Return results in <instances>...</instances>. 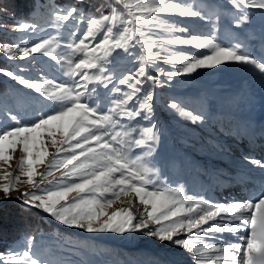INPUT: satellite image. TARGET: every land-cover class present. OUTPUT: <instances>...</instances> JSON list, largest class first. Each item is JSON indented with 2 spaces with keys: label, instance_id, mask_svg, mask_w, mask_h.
Instances as JSON below:
<instances>
[{
  "label": "snow or ice",
  "instance_id": "6c2138e0",
  "mask_svg": "<svg viewBox=\"0 0 264 264\" xmlns=\"http://www.w3.org/2000/svg\"><path fill=\"white\" fill-rule=\"evenodd\" d=\"M77 2L82 3L83 0ZM231 3L236 7L244 5L247 8L264 9V0H231ZM164 13L186 17L201 15L188 6L168 0H113L108 14L95 17H86L77 7L52 13L57 21L77 19L86 24L78 42L65 45L66 53H57L61 45L54 44L51 39L37 42L31 47L21 48L19 45L8 44L0 46V52L8 54L9 58H15L16 54L25 58L37 53L48 56L65 68L67 76L73 79L79 77L80 81H83L69 84L46 79L39 83L18 77L12 72H4V75L18 80L20 84L35 90L59 107L28 125L22 124L16 115L8 113L16 126L0 129V162L10 167V161L13 159L11 153H15L19 146L22 157L18 171L20 176L26 177L24 182L34 189L32 192L21 193L22 203L41 209L68 228L82 229L87 233L124 234L148 229L151 223L160 227L146 232V235L186 248L195 254V264H264V193L227 205L205 206V201L199 200L185 211L186 201L179 198L178 191L148 190L146 186L155 183L152 179L154 169L142 156L130 155L133 145L151 149L158 139L154 126L144 127L140 131V138L134 139L136 128L120 125V121L125 118L141 117L143 112L152 111L153 95L144 91V83L151 81L155 84L158 81V77L152 74L147 63L157 59L158 54L152 49L158 39L162 43L194 45L198 49H208L211 52L199 57L192 56L190 59L183 55L166 58V63L178 62L182 65L179 71L165 73L170 78L190 74L200 68H215L229 62L252 66L264 74V59L257 60L238 47L222 46L211 37L153 38L145 31L149 25H164L165 30L169 32L186 31L185 28L160 20L159 14ZM247 19L245 14L243 20ZM28 27L30 25L27 23L17 24L14 30L23 32ZM31 27L34 30L36 26ZM56 27L61 25L57 24ZM137 46L138 51H134ZM117 50L136 57L138 63L134 73H129L118 81L128 90L116 89L119 96L112 101L114 107L104 111L85 99L90 91L87 85L105 78L111 79L102 74L108 71L105 65ZM141 92L143 97L139 109L130 108L131 103L141 99ZM170 107L193 121L203 119L199 114L185 112L177 103H172ZM142 118L148 119V116L144 115ZM118 125L125 130L115 131ZM45 135L56 152L47 166L48 171L38 173L37 166L43 164L50 155L46 147L40 150L36 147L38 143H44ZM105 136H110L118 146L106 141ZM61 152L70 155L60 158ZM148 154L150 155V151ZM250 162L264 167L259 161ZM60 170H63V177L72 182L41 190L43 194H37L35 189L38 183H42L43 177L51 176L54 171ZM37 175L41 177L40 181L35 179ZM10 176L12 173L5 171L2 179L7 182L0 184V193L6 198L17 190L15 185L21 182L20 176L9 180ZM73 193L76 196L70 201L69 196ZM132 194L139 204L144 206V216L139 223H133L136 216L132 207H121L111 213L104 210L112 208L122 196ZM185 216L188 218L178 219ZM217 217H220V220H217ZM166 221L170 223L165 224ZM211 221L215 223H210ZM205 225L206 228L203 227ZM185 229L189 233L196 229L206 233L228 232L233 235L243 230L247 235L237 238L238 241L243 239V243H230L227 247L208 244L193 247L189 240L175 238ZM34 240L35 236H29L25 248L20 252L0 253V264H47V261L33 254L31 248ZM210 253L212 255H209Z\"/></svg>",
  "mask_w": 264,
  "mask_h": 264
},
{
  "label": "rangeland",
  "instance_id": "374dc122",
  "mask_svg": "<svg viewBox=\"0 0 264 264\" xmlns=\"http://www.w3.org/2000/svg\"><path fill=\"white\" fill-rule=\"evenodd\" d=\"M168 2L188 6L200 12L201 15L186 17L178 14H159L160 20L175 25L176 27L185 28L186 31L169 32L165 30L164 25H149L145 31L153 38L191 39L193 36L199 38L211 37L222 46L238 47L257 60L263 59L258 55L260 52L264 54V9L247 8L244 5L236 7L231 3V0H168ZM245 14L248 17L247 21L243 20ZM27 33H30L27 40L20 39L12 46L19 45L21 48L33 46L35 43L31 39L34 36H38V32L36 29L33 30L31 28ZM45 39H51L54 44L59 43L61 45L57 49V53H66L67 49L65 45L67 43L78 42V39L57 38L54 35ZM152 51L158 54L156 61H147L149 70L158 77V81L155 84L148 81L151 85V94L153 95L151 103L154 116L146 114L148 119H143L142 117L144 115H142L141 117H135L133 119L125 118L120 121V125H131L136 128V132L133 133L134 139L140 138V131L144 127L154 126V131L158 139L151 149L133 145L130 153L132 157L142 156L144 161L154 169L152 179L155 183L147 185L148 190L170 189L180 193L181 191L190 189L189 191L194 192V189L201 187L199 177H204L203 172L206 168V163L204 162L206 160L211 162V167L216 172L219 171L217 169L218 166H215L217 163H227V168L231 172V175L244 173L245 169H243V166L236 163L238 153L245 152L248 156H258L259 148L261 147L259 145L258 149L254 148L253 144L246 139L247 137L242 135H239L237 140L233 139L228 142V139L233 137V133H239L241 130V124L235 121L238 116L234 114L235 102L236 100L242 99L241 91H244L238 81L241 78L240 76L247 75L250 81L264 84V74H261L258 69H254L252 66L229 62L218 65L215 68H200L193 73L177 75L170 78L165 73L168 71H179L182 65L178 62L172 64L166 63V58L183 55L190 59L192 56L199 57L204 54H211L210 50L198 49L194 45L162 43L158 39ZM0 55L9 58L8 54L3 52H0ZM35 57L48 63L49 71L47 73L42 72V68L33 64ZM15 59L19 61L31 59L30 68L25 70L21 77L29 81L42 83L46 79H52L54 82H67L69 84L80 81L79 77L73 79L67 76L65 74V68L57 60L44 56L43 54L37 53L26 58L16 54ZM153 65L156 66L155 69L152 68ZM105 66L108 71L102 75L104 77H110L111 79L105 78L99 82L89 83L87 87L90 91L85 97L88 103H94L98 109L104 111L114 107L112 101L119 96L116 89L128 90L125 85H120L118 82L124 76H116L113 74L112 70L114 69V65L110 59ZM32 70L33 72H31ZM80 82L83 83V81ZM15 84L29 94L39 95L43 99V105L35 117L28 122L20 121L22 124H31L59 107V105H54L52 102L47 101L35 90L20 84L18 80H15ZM92 89H95V91H91ZM159 94H163L161 98H158ZM211 99L217 103V109H212L211 104L213 101ZM172 103H177L185 112H191L193 115L199 114L203 119L193 121L181 115L177 109L170 107ZM129 107L131 108L130 105ZM116 119H119V117H116ZM14 126H16L15 123ZM124 130L125 128L119 125L115 129V131ZM104 139L114 146H118L115 141L111 140L110 136H105ZM36 147L37 150L46 147L50 154L43 164L37 166L38 173H46L48 171L47 166L53 159L56 149L51 146L50 139L46 135L44 137V143H38ZM149 151L150 155L148 154ZM11 154L13 155V159L10 161V167L0 162V184L7 182L2 179L5 171L12 173L9 180L20 176L18 171V165L22 157L20 147L18 146L17 151ZM68 155L70 153L61 152L60 158ZM262 162L264 163V160ZM216 175L218 176L220 174L216 173ZM35 179L40 181L41 177L37 175ZM20 181V183L15 185L17 190L13 191L10 197L6 198L0 193V207L9 203H18L35 209L49 223L56 222L55 224L66 227L57 222L49 214L44 213L41 209L33 208L22 203L23 197L21 193L32 192L34 189L24 182L26 181V177L20 176ZM71 182L67 177H63V170L54 171L53 175L43 177L42 183H38L35 191L37 194H43L41 190L56 188L58 185ZM231 190L233 189L226 187L225 192ZM200 191L204 192L203 189ZM75 196V193L71 194L69 200L71 201ZM132 196L134 202L139 204L134 194ZM125 198L122 196L121 200L116 201L112 208H105L104 210L111 213L121 207L133 208ZM139 205L141 209H133L136 216L133 223H139L144 216V206ZM185 217L178 219H185ZM167 223L170 222L166 221L165 224ZM157 227L160 226L149 223L148 229L124 234L87 233L82 229L67 228L76 230L88 239L93 237L92 240L99 243H109L112 246L115 245L116 247L124 248L129 251L131 261H135L137 264H195V254L189 252L186 248H182L169 241H160L156 237L145 234ZM189 235L179 234L175 238L189 240L193 247L205 242L203 241V237H205L203 232H199V236H197V233L192 234V236Z\"/></svg>",
  "mask_w": 264,
  "mask_h": 264
},
{
  "label": "trees",
  "instance_id": "16d2710c",
  "mask_svg": "<svg viewBox=\"0 0 264 264\" xmlns=\"http://www.w3.org/2000/svg\"><path fill=\"white\" fill-rule=\"evenodd\" d=\"M112 2L113 0H83L82 3H78L77 0H0V45H13L20 39L27 40L30 34L27 32L33 28L31 26H36L38 32V36L31 39L33 43L52 35L57 38L79 39L86 28L85 23L77 19L57 21L52 13L77 7L86 17H95L108 14ZM23 23H27L30 27L23 32L14 30L15 25ZM57 24L61 27H56ZM134 51H138V47ZM109 59L113 62L112 72L116 76L126 77L136 71L138 63L136 57L122 50L114 52ZM30 61L31 59L19 61L0 55V129L14 126L15 122L10 119L8 113L16 115L20 121L28 122L35 117L43 105V99L39 95L29 94L18 87L15 80L4 75V72H12L22 77L25 70L30 68ZM33 64L42 68V72L49 71L48 63L37 57L34 58ZM152 68L155 69L156 66L153 65ZM144 91L151 92L148 81L144 83ZM139 95L141 99L131 103V108L139 109L143 92ZM162 95L159 94L158 98ZM146 114L154 116L153 108L151 113L146 111L142 113V115ZM55 223H49L35 209L18 203L1 206L0 253L20 252L25 248L27 238L35 236L31 250L39 259L47 261V264H137L131 261L129 251L124 248L109 243H99L74 229Z\"/></svg>",
  "mask_w": 264,
  "mask_h": 264
},
{
  "label": "bare ground",
  "instance_id": "6f19581e",
  "mask_svg": "<svg viewBox=\"0 0 264 264\" xmlns=\"http://www.w3.org/2000/svg\"><path fill=\"white\" fill-rule=\"evenodd\" d=\"M258 56H261L264 59L263 52H260ZM240 77L241 78L238 82L240 84V87L243 88L244 91H241L242 99L236 100L235 102L234 114L238 116L236 118L237 120L235 121L241 124V130L239 133H233V137L229 138V141H227L230 142V140L233 139L237 140V137L239 135L245 136L247 137L246 139H248L250 143L253 144L254 148L258 149V146L260 145L261 148H259V155L248 156L245 152L238 153L236 157V163H239L241 166H243L245 172L243 171L244 173H236L233 175H231V172L227 168V163H217L215 166H218L217 169L219 171L216 172L215 169L211 167V162L209 160H206L204 162L206 163V168L203 172L204 177H199L201 187L194 189V192L189 191V189L186 191H181L179 193V198L186 201V203L184 204L185 211L194 202L199 200L205 201V206L207 204L227 205L231 202L246 201L251 197H258L261 193H264V167L250 162L259 161L260 164L264 165V163L262 162L264 160V84L250 81L247 75H243ZM212 101V109H217V103L214 100ZM216 173H219L220 175L217 176ZM215 176H217V178H215ZM225 179L227 180L225 181ZM226 187H230V189L233 190L225 192ZM202 189L204 190V192L200 191ZM125 199L129 201V203L133 206V209H141L140 205L134 202V198L132 195L127 196ZM187 218L188 217L186 216L185 219ZM217 220H220V217H217ZM210 223H215V221H211ZM203 227L206 228L207 225ZM197 232L203 231L194 229L192 233H189L185 229L180 233V235L190 234L189 236H192V234H195ZM203 233L205 234V237H203V241L205 242L202 244L219 245L224 247H227L230 243H243V239H240L238 241L237 238H243L247 235V232L243 230L237 232L235 235L228 232ZM193 241L195 240L193 239ZM209 255L212 254L210 253ZM218 264H223V262H218Z\"/></svg>",
  "mask_w": 264,
  "mask_h": 264
},
{
  "label": "water",
  "instance_id": "95a60500",
  "mask_svg": "<svg viewBox=\"0 0 264 264\" xmlns=\"http://www.w3.org/2000/svg\"><path fill=\"white\" fill-rule=\"evenodd\" d=\"M90 239H93V237H91ZM113 246H115V245H113Z\"/></svg>",
  "mask_w": 264,
  "mask_h": 264
}]
</instances>
